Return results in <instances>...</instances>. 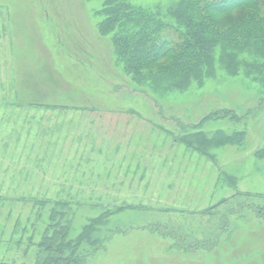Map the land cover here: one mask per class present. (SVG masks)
<instances>
[{"label":"rangeland","instance_id":"374dc122","mask_svg":"<svg viewBox=\"0 0 264 264\" xmlns=\"http://www.w3.org/2000/svg\"><path fill=\"white\" fill-rule=\"evenodd\" d=\"M104 1L0 0V264L45 255L53 209L70 238L113 213L85 264H264V72L216 61L202 83L138 84L100 32ZM178 1L130 0L166 21ZM198 128L246 136L211 161L179 142ZM213 230L212 250L176 245Z\"/></svg>","mask_w":264,"mask_h":264},{"label":"trees","instance_id":"16d2710c","mask_svg":"<svg viewBox=\"0 0 264 264\" xmlns=\"http://www.w3.org/2000/svg\"><path fill=\"white\" fill-rule=\"evenodd\" d=\"M100 12L105 16L100 32L113 33L117 59L138 84L148 82L159 87L166 83L186 87L192 81L202 83L215 73L216 61L233 74L243 68L249 74L264 72V0H179L168 10L169 21L164 20L165 15L160 12L137 7L130 0H105ZM171 32L178 38L175 39ZM246 55H253V59L250 61ZM226 113L224 116L238 118L231 110ZM216 115L223 114L216 112ZM245 136L244 130L228 133L220 129L209 135L198 128L183 133L179 142L213 161L212 149L239 146ZM259 154L264 157L263 151ZM58 212L51 211L52 222L40 242L46 253L38 256L35 264H85L89 255L105 246L106 239L95 238L93 233L113 213L105 211L91 220L76 238H70L71 224L62 221L66 212ZM219 216L218 212L213 223L216 231L227 226L225 214ZM149 226L146 228L154 231V227ZM216 231L202 239H194L193 243L176 245L212 250L222 233L216 234ZM84 243L91 249L88 250Z\"/></svg>","mask_w":264,"mask_h":264}]
</instances>
